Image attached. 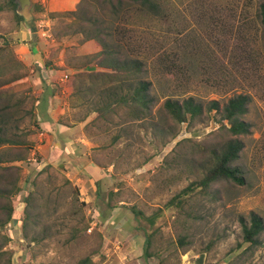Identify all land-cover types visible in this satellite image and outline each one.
Returning <instances> with one entry per match:
<instances>
[{"label":"rangeland","instance_id":"374dc122","mask_svg":"<svg viewBox=\"0 0 264 264\" xmlns=\"http://www.w3.org/2000/svg\"><path fill=\"white\" fill-rule=\"evenodd\" d=\"M9 1L0 0L1 57H13L24 67L6 70L9 59H0L5 69L0 80L26 77L1 87L3 103L25 102L17 108L24 120L7 137L20 134L32 146L27 160L18 164L22 191L12 199L13 217L0 226V264H79L84 259L92 264H163V258L164 264H264V232L260 244L249 249L243 244L241 223L243 219L248 224L252 213L264 220V28L259 0H158L167 10L163 20L133 9L124 18L129 31L125 40L147 62L146 80L158 100L153 116L132 122L126 121L125 111L111 115L95 132L101 143H92L93 157L75 165L64 162L65 148L37 142L35 116L27 114L41 91L39 62L33 57L28 62L33 66H26L17 50L25 42L20 30L26 25L47 50L48 58L41 63L51 55L60 57L62 51H68L67 59L81 61L86 55L77 37L59 41L55 36L72 32L67 28L74 20L63 19L59 27V21L51 22L53 42L42 31L47 29L46 18L33 15V21L19 25ZM93 92L90 108L106 104L109 93ZM239 95L252 101L244 117L250 134L238 138L223 121V110H208L214 101L222 109ZM189 98L203 106V114L180 124L165 102ZM233 140L244 145L236 165L244 169L246 184L218 182L206 191L196 186L175 201L206 176L215 154ZM91 161L107 176L97 195L87 196L77 184L84 186L82 166ZM71 176L80 181H71ZM7 207L8 201H0V222ZM133 209L144 216L136 218ZM157 213L150 227L146 218ZM157 229L153 251L159 256L146 259L145 234ZM181 239L187 243L184 247Z\"/></svg>","mask_w":264,"mask_h":264},{"label":"trees","instance_id":"16d2710c","mask_svg":"<svg viewBox=\"0 0 264 264\" xmlns=\"http://www.w3.org/2000/svg\"><path fill=\"white\" fill-rule=\"evenodd\" d=\"M259 2L258 18L264 28V0H259ZM9 4L15 13L18 24L22 25L24 19L17 14L18 4L15 0H10ZM133 9L139 10L141 14L149 15V17L157 20H163L167 16L165 5L158 0H82L75 11L54 13L49 17L54 21H59L57 26L63 19L72 18L74 20L67 28L72 27L74 30L72 32L65 31L56 34L57 40L60 41L64 38L75 36L78 38L79 45L94 42L100 48L98 53L83 56L81 62L77 64H73L68 59V65L71 67H84L95 63L105 70L98 73H79L72 79L74 85L72 94L73 107H75L76 103L77 106H82L83 103H86L85 101L91 96V92L93 91V93L100 92L102 93L101 95L109 93L106 104L102 103L101 106L96 108L97 118L95 119V123L98 124V131H100L99 129L102 128L103 123L108 117H111V115L118 116L122 111L126 112V121L145 120L153 116L154 108L158 101L155 95H153V84L146 80L149 74L147 62L142 57L136 56L130 43L125 40L129 31L123 25L124 20H127L128 17L124 18L129 16ZM3 10V6H0V12ZM40 12H42L41 7L35 5L33 14L36 15ZM117 36H119V39ZM75 50L76 48L72 49L74 53L76 52ZM4 51V49H0V59H9V65H6V70L8 67V70H12L17 66L20 69L24 67L13 57H1ZM71 58H74V56ZM45 66L46 70L50 65L46 63ZM3 71L5 69L0 67V78L4 75ZM25 77L23 75H16L6 81L0 80V154L3 156L0 157V201H8L9 203V207L5 211L6 219L0 222V226L9 223L13 217L14 208L12 206V199L22 191L19 185L23 178L22 169L18 164L27 160L26 151L31 149L32 146L31 141H22V136L17 132L16 134L19 136L15 135V139L7 137L12 127L18 131L19 127L17 123H21L24 120L25 116L19 117L20 112L17 108L23 106L25 102L20 101L12 105L13 103H10L8 100L6 104L3 103L1 87L21 81ZM126 87L127 90L123 92ZM251 101L249 96L239 95L230 99L222 109L219 102H212L208 111L223 110V121L228 122L230 134L238 138L248 136L251 127L244 121V117L249 112ZM164 106L170 115L180 124L200 117L204 111L203 106L197 104L194 98L185 99L182 102L167 99ZM34 107L28 111V116H34ZM104 128L109 130L110 127ZM31 132L33 133H29V135L34 134V131ZM243 149L244 145L240 140L230 141L221 154H215V164L206 176L199 183H193L175 201L179 200L181 196L192 192L193 189H196V186L202 188L204 191L210 189L213 184L218 182H229L238 186H244L246 184L245 171L242 167L236 165ZM174 202L172 203L174 204ZM133 212L136 218L144 216L143 213L134 209ZM158 216L159 214L157 213L146 218L150 227L155 226ZM241 223L243 244L248 245L249 249L257 247L260 244L259 238L264 232L263 218L252 213L248 224L243 219H241ZM158 232L159 230L157 229L145 234L144 250L146 259L159 256L158 253L153 251L154 238ZM186 244L184 239L180 240L181 247H184ZM161 263H165L164 258L161 260ZM79 264H92V261L84 259Z\"/></svg>","mask_w":264,"mask_h":264},{"label":"crops","instance_id":"0c3cea01","mask_svg":"<svg viewBox=\"0 0 264 264\" xmlns=\"http://www.w3.org/2000/svg\"><path fill=\"white\" fill-rule=\"evenodd\" d=\"M81 1L82 0H32L33 8L35 5H39L42 9V12L36 14V17L48 19H45L43 22L49 26L51 22H54V20L49 18L51 14L75 11ZM24 26L25 27L21 28L20 33L26 36V39L25 42L19 44L17 49L18 54H21L19 58L28 67L33 66V61L30 65L28 63L33 57H35L36 62H39V65L35 63L39 69L38 77L41 83V91L37 93V101L34 107L35 126L39 130L38 138L36 136L37 142L45 143V146L51 144L54 149L58 150L60 148H65L63 154L65 159L64 162L75 165L78 163V160L83 157L87 158L92 156V149L95 148L92 143L101 142L96 139L95 133L98 131V124L95 123V119L97 118V107L90 108L89 98L87 99V104L83 103L84 106H77L76 103L75 107H73L72 94L74 85L72 79L79 73H98L104 72L105 70L95 63L88 64L84 67L69 66L67 59L68 51H62L60 57L56 59H52L51 55L49 61L44 60V64L41 63L44 56L48 58L46 53L47 50L44 51L43 48H40L38 39L40 40L41 37L39 38L35 31H32V29L26 25ZM31 39H34V41ZM78 46H80L79 49L81 51L84 49L86 56L100 51V48L94 42H87ZM70 61H72L73 64L81 62L71 59ZM46 63H49L50 66L45 70ZM66 74L70 75V80L68 82L63 80ZM97 94H100V92ZM82 111L86 113L80 118L79 116ZM75 116H77V118H75ZM94 163V161L89 162L85 168L82 166L81 173L86 179L83 183L84 186L77 184L80 187L82 186V195L85 194L88 196L91 192H95V195H97L96 193L99 191L101 183L103 184L107 176L103 174L106 173L104 172V168H100ZM79 167L80 166L77 168ZM68 177L70 178V174ZM76 179L78 178H72L71 176L70 180L73 181ZM78 181H80V179H78ZM85 186L88 187L87 190Z\"/></svg>","mask_w":264,"mask_h":264},{"label":"water","instance_id":"95a60500","mask_svg":"<svg viewBox=\"0 0 264 264\" xmlns=\"http://www.w3.org/2000/svg\"><path fill=\"white\" fill-rule=\"evenodd\" d=\"M18 4L17 13L24 19V22L29 23L33 21V2L32 0H16Z\"/></svg>","mask_w":264,"mask_h":264},{"label":"built area","instance_id":"2783aa9c","mask_svg":"<svg viewBox=\"0 0 264 264\" xmlns=\"http://www.w3.org/2000/svg\"><path fill=\"white\" fill-rule=\"evenodd\" d=\"M46 30H42L43 33H44V36L48 37L49 39H51L53 42L55 41L53 36H52V32H51V28L49 25L46 24ZM63 80L65 82H68L70 80V75L69 74H66L63 78Z\"/></svg>","mask_w":264,"mask_h":264}]
</instances>
